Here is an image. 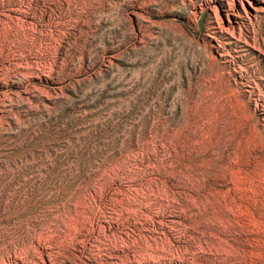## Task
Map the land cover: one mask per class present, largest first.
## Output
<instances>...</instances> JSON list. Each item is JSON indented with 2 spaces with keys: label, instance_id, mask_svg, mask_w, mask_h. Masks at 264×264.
<instances>
[{
  "label": "rangeland",
  "instance_id": "374dc122",
  "mask_svg": "<svg viewBox=\"0 0 264 264\" xmlns=\"http://www.w3.org/2000/svg\"><path fill=\"white\" fill-rule=\"evenodd\" d=\"M0 264H264V0H0Z\"/></svg>",
  "mask_w": 264,
  "mask_h": 264
}]
</instances>
